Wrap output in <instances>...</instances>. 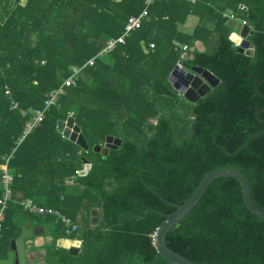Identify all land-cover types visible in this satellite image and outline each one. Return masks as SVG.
Listing matches in <instances>:
<instances>
[{
	"label": "trees",
	"instance_id": "1",
	"mask_svg": "<svg viewBox=\"0 0 264 264\" xmlns=\"http://www.w3.org/2000/svg\"><path fill=\"white\" fill-rule=\"evenodd\" d=\"M144 2L0 0V158L26 120L10 110L3 87L20 108L41 109L45 95L81 68L76 85L10 162L15 202L2 223L0 257L21 224L36 221L53 237L46 264H169L155 247L159 226L221 169L240 173L252 203L264 211V111L256 115L264 110V0H155L124 44L96 57ZM228 12L251 29V56L230 40ZM189 16L198 24L187 34L179 26ZM196 42L204 51L194 49ZM179 45L188 48L183 58ZM179 62L208 70L219 83L197 102L185 101L168 82ZM70 114L87 152L57 132ZM109 136L121 145L103 156L96 148ZM82 159L90 164L85 175H79ZM22 200L71 218L78 231L68 238L81 241L79 253L56 247L67 237L63 225L23 211ZM165 244L195 264H264V218L247 210L236 180L217 178Z\"/></svg>",
	"mask_w": 264,
	"mask_h": 264
},
{
	"label": "water",
	"instance_id": "2",
	"mask_svg": "<svg viewBox=\"0 0 264 264\" xmlns=\"http://www.w3.org/2000/svg\"><path fill=\"white\" fill-rule=\"evenodd\" d=\"M244 28L245 34L242 35L240 32V35L245 39L237 48V52L246 56H251L254 53V49L248 41V37L252 34V31L248 26H245ZM168 82L185 101L195 103L199 98L208 94L212 88L216 87L219 80L208 70L182 64V68L175 66L172 69L168 77ZM263 111L264 110L257 112V117L259 113ZM56 129L63 139L75 144L83 152L88 151L89 147L81 134L80 128L75 124V120L72 115H69L65 121H59ZM120 145L121 141L119 139L109 136L105 140V145L103 147L96 148V150H98L103 156H106L110 149H117ZM82 162L83 168L79 175H85L90 169V164L85 159H82ZM217 178H232L236 180L242 189L243 201L247 210L253 215L264 218V211L255 207L252 203L249 185L240 173L232 169L213 171L201 180L188 200H186L182 205L177 206L173 213L166 215L165 220L161 223L156 232L154 243L157 254L169 264H195L169 249L165 244V237L167 232L197 204L207 186ZM68 180L72 181V178H69ZM31 237L32 230L23 229L18 238L10 242V250L15 255L14 264H28L25 253V240ZM56 245L59 248L69 250L72 254H76L77 250H80L81 248V241L75 240L71 242L69 239H58Z\"/></svg>",
	"mask_w": 264,
	"mask_h": 264
},
{
	"label": "built area",
	"instance_id": "3",
	"mask_svg": "<svg viewBox=\"0 0 264 264\" xmlns=\"http://www.w3.org/2000/svg\"><path fill=\"white\" fill-rule=\"evenodd\" d=\"M154 1L155 0H145L142 11L138 15H132L127 18L122 35L117 39L110 38L106 42L105 48L96 57H103L109 54L111 51H113L118 44H124L125 39L132 32L138 30L141 27L144 18L148 14V8L153 4ZM186 1L190 3L196 2V0H186ZM223 17L229 21H236L235 17L230 12L223 14ZM241 26L245 27L247 25L245 24V22H241ZM236 36L240 40L239 42L236 40V38H233ZM244 39L245 38L242 37L240 34L232 33L230 35V40L234 43L235 48H238ZM150 46L152 47V45ZM179 47L182 50L181 58H183L188 48L182 45H179ZM93 62L94 59L90 60L87 63V65L92 66ZM182 64L183 63L179 62L176 66L182 68ZM80 70L81 68H72V74L66 80H64L62 85L59 88L52 90L45 95L44 105L41 109L24 110L20 108L18 102L12 99L11 91L9 87L7 85L3 87L4 96L10 102V110H16L20 114V116L26 120L24 122L22 132L19 135V137L15 140L14 146L12 147L11 151L7 154L2 155L0 158L1 161L0 232L2 228V223L4 222L5 213L9 207V204L15 202L13 199V191H12L14 178H13V174L10 172L9 169L10 162L13 160L17 148L22 144L24 139L30 134H32L33 131L36 130L37 127L44 121L46 114L50 111V109L53 106L57 104L59 97L65 93V89L69 87H74L76 85ZM18 204L23 209V211L29 214L49 216L58 220L63 225L64 233L67 237L72 236L78 231L77 224L74 223L71 218L63 215L57 210L40 207L36 205L32 200H22L19 201ZM78 252L79 250H77V253Z\"/></svg>",
	"mask_w": 264,
	"mask_h": 264
},
{
	"label": "crops",
	"instance_id": "4",
	"mask_svg": "<svg viewBox=\"0 0 264 264\" xmlns=\"http://www.w3.org/2000/svg\"><path fill=\"white\" fill-rule=\"evenodd\" d=\"M197 24H198V19L194 16H189L186 19V21L179 26V29H180V31H182L184 33L190 34ZM233 27L236 28L238 26H237V24L236 25L233 24ZM194 49L202 52V51H204V45L201 42H196ZM10 172H11V170H10ZM35 216H40V215H35ZM43 217H45V216H43ZM56 221H58V220H56ZM23 229L24 230H28V229L32 230V237L25 240V246H26L25 253H26L27 263L28 264H46L45 259H46V254H47V247L51 246L53 243V237H52L51 232H50V227L48 225L41 224V223H38L36 221H33V222L26 221V222L21 224L20 233ZM60 239H64V240L69 239L71 242L77 240V239H71L68 237L60 238ZM56 247H57V245H56ZM61 249H63V248H61ZM63 250H65V249H63ZM65 251H67L69 255H73V256H75L79 253L78 252L77 254H71L69 252V250H65ZM1 255L3 258L0 257V264H14L15 255L10 250V245H9L8 251L5 252L4 254H1Z\"/></svg>",
	"mask_w": 264,
	"mask_h": 264
},
{
	"label": "bare ground",
	"instance_id": "5",
	"mask_svg": "<svg viewBox=\"0 0 264 264\" xmlns=\"http://www.w3.org/2000/svg\"><path fill=\"white\" fill-rule=\"evenodd\" d=\"M230 22V24H235L236 25V23H235V21H229ZM238 26V25H237ZM235 30H237V32L238 33H235V34H240V32H241V34L242 35H244L245 34V32H244V27H242V26H238V27H236V28H234ZM233 38H236V40L239 42L240 40L238 39V37L236 36V37H233Z\"/></svg>",
	"mask_w": 264,
	"mask_h": 264
},
{
	"label": "rangeland",
	"instance_id": "6",
	"mask_svg": "<svg viewBox=\"0 0 264 264\" xmlns=\"http://www.w3.org/2000/svg\"><path fill=\"white\" fill-rule=\"evenodd\" d=\"M238 26H240V25H238ZM234 32L235 33H238L237 30H234ZM70 115H72V114H70ZM91 220L94 222V224H96V222H97V211H95V212L92 213ZM94 224H92V225H94Z\"/></svg>",
	"mask_w": 264,
	"mask_h": 264
}]
</instances>
